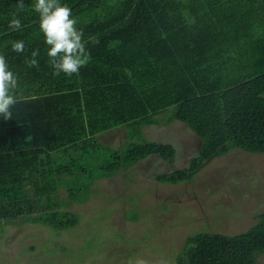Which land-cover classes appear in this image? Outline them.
I'll use <instances>...</instances> for the list:
<instances>
[{
    "label": "trees",
    "instance_id": "1",
    "mask_svg": "<svg viewBox=\"0 0 264 264\" xmlns=\"http://www.w3.org/2000/svg\"><path fill=\"white\" fill-rule=\"evenodd\" d=\"M18 2L0 0V54L19 83L13 116L0 115V222L67 230L79 217L60 209V189L82 203L98 179L149 155L172 162L173 145L142 132L171 107L201 146L188 167L157 175L160 182L189 181L234 147L264 152V0H61L91 53L71 77L52 74L35 0H23L19 12ZM14 15L19 31L8 26ZM17 40L23 52L12 50ZM33 50L39 66L29 68ZM121 126L123 150L100 142L99 134ZM255 218L241 234L190 235L175 264H256L264 212Z\"/></svg>",
    "mask_w": 264,
    "mask_h": 264
},
{
    "label": "rangeland",
    "instance_id": "2",
    "mask_svg": "<svg viewBox=\"0 0 264 264\" xmlns=\"http://www.w3.org/2000/svg\"><path fill=\"white\" fill-rule=\"evenodd\" d=\"M174 111L171 107L157 124L142 127L146 140L173 145L172 162L149 155L98 179L82 203L60 189V209L79 217L67 230L21 218L0 222V264H175L190 235H236L253 226L264 212V152L234 147L205 161L189 181L156 179L188 167L200 150V137L173 119ZM126 133L121 126L98 138L123 150ZM256 264H264V255Z\"/></svg>",
    "mask_w": 264,
    "mask_h": 264
},
{
    "label": "clouds",
    "instance_id": "3",
    "mask_svg": "<svg viewBox=\"0 0 264 264\" xmlns=\"http://www.w3.org/2000/svg\"><path fill=\"white\" fill-rule=\"evenodd\" d=\"M24 9L23 0H19L18 12ZM32 9L38 14L39 29L49 46L47 55L49 65L53 69L52 74L59 76L63 73L68 77L78 75L81 67H86L90 62L91 53L83 38V30L77 28L78 21L72 16L71 9L67 4L61 3V0H35ZM8 26L13 31L22 28L21 21L16 15L9 21ZM92 43H98V40L92 39ZM11 47L15 52H23L25 44L24 41L17 40ZM38 55L39 50H33L31 58H25L27 67L39 66ZM18 88V75L10 70L5 55L0 54V115L5 119L13 116L11 109L18 102L16 95Z\"/></svg>",
    "mask_w": 264,
    "mask_h": 264
}]
</instances>
